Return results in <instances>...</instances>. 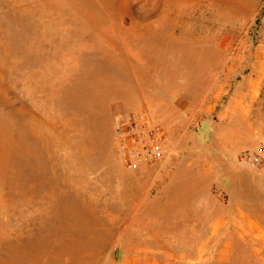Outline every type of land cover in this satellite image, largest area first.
I'll list each match as a JSON object with an SVG mask.
<instances>
[{"label":"rangeland","instance_id":"rangeland-1","mask_svg":"<svg viewBox=\"0 0 264 264\" xmlns=\"http://www.w3.org/2000/svg\"><path fill=\"white\" fill-rule=\"evenodd\" d=\"M149 95L168 153L128 167ZM262 133L264 0H0V264H264Z\"/></svg>","mask_w":264,"mask_h":264},{"label":"built area","instance_id":"built-area-1","mask_svg":"<svg viewBox=\"0 0 264 264\" xmlns=\"http://www.w3.org/2000/svg\"><path fill=\"white\" fill-rule=\"evenodd\" d=\"M113 130L116 150L128 167L153 165L168 153L166 131L161 121L145 109H130L114 114ZM238 161L264 172V133L257 144L237 155Z\"/></svg>","mask_w":264,"mask_h":264},{"label":"crops","instance_id":"crops-1","mask_svg":"<svg viewBox=\"0 0 264 264\" xmlns=\"http://www.w3.org/2000/svg\"><path fill=\"white\" fill-rule=\"evenodd\" d=\"M173 102V101H172ZM151 103V104H150ZM142 105V106H141ZM153 105V106H151ZM141 108H134V109H145L153 113L163 124L165 131H166V137H167V142H168V147H169V128H172V122L168 120V122L165 121V119L161 116H159L157 113H164L169 111V106H172L169 100L167 98L159 97V96H151L149 95V98L145 99L144 104H140ZM155 109H160V112H155ZM172 111V110H171ZM170 112V111H169ZM168 123V124H167ZM193 250H196L197 253H195L197 256L202 255L204 252V243L197 242L196 244H193L192 246ZM195 256V255H194Z\"/></svg>","mask_w":264,"mask_h":264},{"label":"bare ground","instance_id":"bare-ground-1","mask_svg":"<svg viewBox=\"0 0 264 264\" xmlns=\"http://www.w3.org/2000/svg\"><path fill=\"white\" fill-rule=\"evenodd\" d=\"M143 264H159V261L157 259H155L153 262L146 261Z\"/></svg>","mask_w":264,"mask_h":264},{"label":"water","instance_id":"water-1","mask_svg":"<svg viewBox=\"0 0 264 264\" xmlns=\"http://www.w3.org/2000/svg\"><path fill=\"white\" fill-rule=\"evenodd\" d=\"M118 255V247H116L115 251H114V257L116 258Z\"/></svg>","mask_w":264,"mask_h":264}]
</instances>
